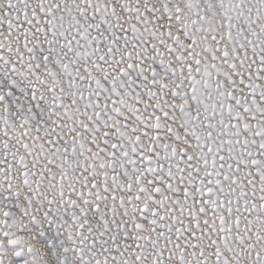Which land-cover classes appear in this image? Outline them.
Wrapping results in <instances>:
<instances>
[{
  "label": "snow or ice",
  "instance_id": "6c2138e0",
  "mask_svg": "<svg viewBox=\"0 0 264 264\" xmlns=\"http://www.w3.org/2000/svg\"><path fill=\"white\" fill-rule=\"evenodd\" d=\"M0 264H264V0H0Z\"/></svg>",
  "mask_w": 264,
  "mask_h": 264
}]
</instances>
